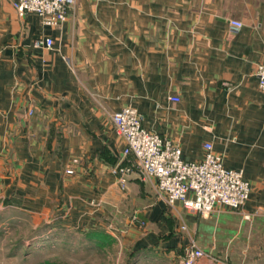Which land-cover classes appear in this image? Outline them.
<instances>
[{"label": "crops", "instance_id": "1", "mask_svg": "<svg viewBox=\"0 0 264 264\" xmlns=\"http://www.w3.org/2000/svg\"><path fill=\"white\" fill-rule=\"evenodd\" d=\"M45 37L50 47L35 45ZM261 62L264 0H76L58 26L0 0V191L47 219L103 230L130 264H182L190 240L208 255L195 264H264ZM128 105L185 159L210 142L251 183L244 205L169 206L136 173L122 187L110 113Z\"/></svg>", "mask_w": 264, "mask_h": 264}, {"label": "built area", "instance_id": "2", "mask_svg": "<svg viewBox=\"0 0 264 264\" xmlns=\"http://www.w3.org/2000/svg\"><path fill=\"white\" fill-rule=\"evenodd\" d=\"M8 1L19 16L34 13L49 26L64 22L76 4V0ZM242 26V21L228 19L232 33L238 32ZM42 43L50 47L53 41L50 37L35 41V45ZM255 73L257 88L264 93V62L257 64ZM170 99L179 100L178 96ZM110 120L115 133L124 142L120 158L110 168L122 187L127 176L136 173L142 181L150 183L169 206L180 202L184 208L196 212H211L217 205L236 209L246 202L251 183L241 170L226 168L221 155L214 151L210 142L203 143L201 159L189 160L183 157L176 142L146 129L133 106L111 112ZM65 172L72 173L73 168L68 167ZM136 222L143 225L140 221ZM205 256H208L207 253L190 240L184 248L182 264H195Z\"/></svg>", "mask_w": 264, "mask_h": 264}, {"label": "rangeland", "instance_id": "3", "mask_svg": "<svg viewBox=\"0 0 264 264\" xmlns=\"http://www.w3.org/2000/svg\"><path fill=\"white\" fill-rule=\"evenodd\" d=\"M11 191L6 187L0 191V264L43 260L61 264L127 263V253L117 242L95 246L78 226L53 221L54 212L47 219L46 214L26 203L28 199Z\"/></svg>", "mask_w": 264, "mask_h": 264}, {"label": "trees", "instance_id": "4", "mask_svg": "<svg viewBox=\"0 0 264 264\" xmlns=\"http://www.w3.org/2000/svg\"><path fill=\"white\" fill-rule=\"evenodd\" d=\"M80 231L85 238H88L89 240L93 241V244L95 246H102L103 244L112 241L111 236L99 228L90 229V230H80ZM36 264H61V263H56L53 262L52 260H43ZM126 264H130V261L129 262L127 261Z\"/></svg>", "mask_w": 264, "mask_h": 264}, {"label": "water", "instance_id": "5", "mask_svg": "<svg viewBox=\"0 0 264 264\" xmlns=\"http://www.w3.org/2000/svg\"><path fill=\"white\" fill-rule=\"evenodd\" d=\"M183 261H184V259L183 258H181V262L183 263Z\"/></svg>", "mask_w": 264, "mask_h": 264}]
</instances>
